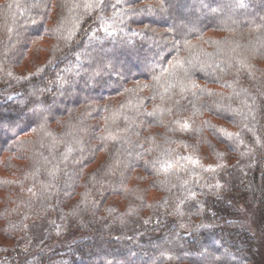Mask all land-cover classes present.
Wrapping results in <instances>:
<instances>
[{
  "label": "trees",
  "instance_id": "16d2710c",
  "mask_svg": "<svg viewBox=\"0 0 264 264\" xmlns=\"http://www.w3.org/2000/svg\"><path fill=\"white\" fill-rule=\"evenodd\" d=\"M247 213L264 0H0V264H258Z\"/></svg>",
  "mask_w": 264,
  "mask_h": 264
},
{
  "label": "rangeland",
  "instance_id": "374dc122",
  "mask_svg": "<svg viewBox=\"0 0 264 264\" xmlns=\"http://www.w3.org/2000/svg\"><path fill=\"white\" fill-rule=\"evenodd\" d=\"M237 1L240 2V0ZM248 214L249 213L245 214L243 217L252 225L254 221H252V218ZM251 230L255 233L258 240V264H264V230L256 228L254 224L252 225Z\"/></svg>",
  "mask_w": 264,
  "mask_h": 264
}]
</instances>
